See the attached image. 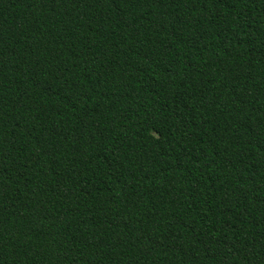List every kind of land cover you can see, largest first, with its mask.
Here are the masks:
<instances>
[{
	"label": "trees",
	"instance_id": "trees-1",
	"mask_svg": "<svg viewBox=\"0 0 264 264\" xmlns=\"http://www.w3.org/2000/svg\"><path fill=\"white\" fill-rule=\"evenodd\" d=\"M0 264H264V0H0Z\"/></svg>",
	"mask_w": 264,
	"mask_h": 264
}]
</instances>
